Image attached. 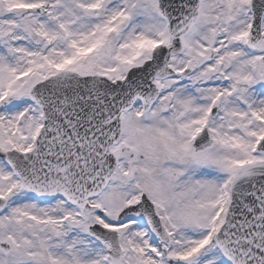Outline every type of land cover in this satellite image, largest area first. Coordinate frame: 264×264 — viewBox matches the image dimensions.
I'll return each mask as SVG.
<instances>
[{
    "label": "snow or ice",
    "instance_id": "6c2138e0",
    "mask_svg": "<svg viewBox=\"0 0 264 264\" xmlns=\"http://www.w3.org/2000/svg\"><path fill=\"white\" fill-rule=\"evenodd\" d=\"M0 264H264V0H0Z\"/></svg>",
    "mask_w": 264,
    "mask_h": 264
}]
</instances>
